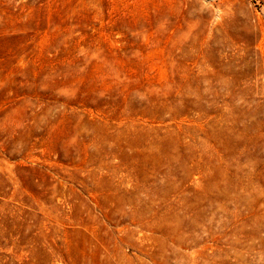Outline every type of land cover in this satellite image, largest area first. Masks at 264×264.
I'll return each mask as SVG.
<instances>
[{
  "label": "rangeland",
  "instance_id": "obj_1",
  "mask_svg": "<svg viewBox=\"0 0 264 264\" xmlns=\"http://www.w3.org/2000/svg\"><path fill=\"white\" fill-rule=\"evenodd\" d=\"M0 264H264V0H0Z\"/></svg>",
  "mask_w": 264,
  "mask_h": 264
}]
</instances>
